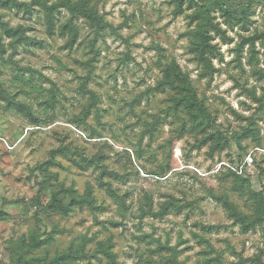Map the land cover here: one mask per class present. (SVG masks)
Returning a JSON list of instances; mask_svg holds the SVG:
<instances>
[{"label": "rangeland", "instance_id": "rangeland-1", "mask_svg": "<svg viewBox=\"0 0 264 264\" xmlns=\"http://www.w3.org/2000/svg\"><path fill=\"white\" fill-rule=\"evenodd\" d=\"M17 1L30 10H0V24L28 39L15 51L5 39L0 61V264H58L64 253L73 257L62 264H108L106 249L119 264H264V220L246 227L264 202V0H44L86 4L106 24L62 7L52 34L39 0ZM202 7L213 70L190 49ZM69 21L71 48L59 34ZM173 64L226 138L222 149L178 136V118L164 117L173 92L155 87ZM51 156L46 173L33 172ZM42 182L46 199L91 189L90 202L39 213Z\"/></svg>", "mask_w": 264, "mask_h": 264}, {"label": "trees", "instance_id": "trees-1", "mask_svg": "<svg viewBox=\"0 0 264 264\" xmlns=\"http://www.w3.org/2000/svg\"><path fill=\"white\" fill-rule=\"evenodd\" d=\"M182 0H177V2H181ZM37 5L42 6L44 9V16L45 21L49 27V34L53 33V19H52V13L59 9V8H66L71 14L79 15L83 18L88 19V22L98 29H103L106 24L102 22L101 18L98 17V15L90 10L86 6V4H69L67 2H59V3H52L48 4L47 1L39 0ZM23 7L24 11L28 12L30 10L29 6L26 4L18 3L17 0H0V10L6 9L9 7ZM205 7H202L199 11L200 14H203L204 21L199 27L198 32L200 35V41H193L190 49L191 52L194 55V58L201 64H203V67L213 70L211 61L208 57V52L210 51L207 49L208 43H207V27L209 26V21L207 20V15L204 14ZM69 32L70 36L68 37L67 47L71 48L76 40V30L75 27L72 25V23L69 21L68 25L63 26L59 29V34L61 36H65L66 32ZM9 40L8 46L15 51L20 45L27 43L28 39L26 37V33L24 28L22 27H10L6 23L0 24V61L3 59V56L5 54L6 45L4 43V40ZM248 41L247 39H243V45L246 44ZM90 72L85 76L83 79L82 86L85 87L87 85L88 79L91 77ZM169 89L173 92V95L169 97V106L167 108V115L164 117H174L178 118L179 120V129L177 130L178 136H183V134L190 133L192 134H202L203 139L201 144L205 143H213L215 148L222 149L224 147V144L226 143V138L222 136L221 132H219L216 127L215 123L210 117L209 112L206 108H204L203 103L198 99L195 90L190 86L188 83V78L186 74L181 72V70L178 68L176 64H173L171 66L166 67L164 69V76L162 80L158 82L155 88H164ZM21 89V88H18ZM24 92V91H23ZM97 102L96 96L92 95V105ZM91 104L88 105L85 108V112L81 115L82 121H84L89 113V107L92 106ZM25 110V108H24ZM100 114L96 113V118H100ZM36 119H33L35 121ZM253 130V131H252ZM255 129L251 127V124H249L244 131L243 134H248L249 132H254ZM150 133H152V130H149ZM240 136V135H239ZM170 149H172L170 147ZM52 156L50 159L44 163H40L35 165L33 172L34 173H46L48 171V166L52 164ZM99 163L97 160H90V165H97V167H101L102 172L101 175L108 173L107 169H105L103 166L98 165ZM110 176L115 177V179H118L117 175L109 174ZM39 190L35 197V205L38 209L39 213H47L50 211H55L58 214L67 216L72 212L73 207L77 205H81L83 203H89L90 202V195H91V189H87L85 191V194L82 198V200L78 199L76 193L69 188V194L68 197L65 196V198L68 200L66 202H63L61 199H57L56 196H53L51 199L45 198V189H44V182L39 183ZM104 190L106 191L107 195L113 200L117 201L119 203V206L124 205V196L120 195L116 189H114L110 183L104 184ZM229 209L234 214V217L237 220H240L242 223H244L243 218L239 217L235 211L234 207L231 205H228ZM264 220V202L262 201V198L259 199L258 206L255 208L254 216L250 217L249 223L246 225V227H252L256 223ZM34 244V243H33ZM36 245V244H35ZM103 254L106 256L108 260V264H119L115 261V256L112 252H110L108 249L103 251ZM72 254L64 253L62 257H58L55 259V261L58 264H62L65 261H70V259L73 257ZM23 259V258H21ZM76 260V258L74 259ZM73 260V261H74ZM19 262V259L14 261V263ZM216 263L218 262L220 264V261L216 258ZM182 264V263H178Z\"/></svg>", "mask_w": 264, "mask_h": 264}]
</instances>
